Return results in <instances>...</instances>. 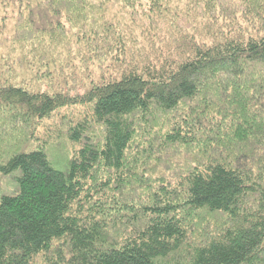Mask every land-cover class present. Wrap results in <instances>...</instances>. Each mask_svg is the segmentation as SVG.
Segmentation results:
<instances>
[{
    "label": "trees",
    "instance_id": "obj_1",
    "mask_svg": "<svg viewBox=\"0 0 264 264\" xmlns=\"http://www.w3.org/2000/svg\"><path fill=\"white\" fill-rule=\"evenodd\" d=\"M0 264H264V0H0Z\"/></svg>",
    "mask_w": 264,
    "mask_h": 264
},
{
    "label": "rangeland",
    "instance_id": "obj_2",
    "mask_svg": "<svg viewBox=\"0 0 264 264\" xmlns=\"http://www.w3.org/2000/svg\"><path fill=\"white\" fill-rule=\"evenodd\" d=\"M90 105H77V106H66L55 110L53 115L43 120L40 124L37 135L44 137L47 134L52 133L58 128V123L62 116L69 117L73 122L78 121L80 118L89 116L91 114Z\"/></svg>",
    "mask_w": 264,
    "mask_h": 264
}]
</instances>
